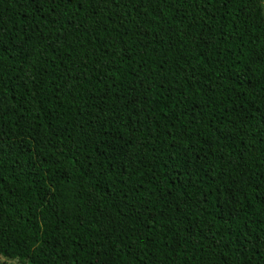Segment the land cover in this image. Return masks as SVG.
Segmentation results:
<instances>
[{
	"label": "trees",
	"instance_id": "16d2710c",
	"mask_svg": "<svg viewBox=\"0 0 264 264\" xmlns=\"http://www.w3.org/2000/svg\"><path fill=\"white\" fill-rule=\"evenodd\" d=\"M0 256L264 264L262 0H0Z\"/></svg>",
	"mask_w": 264,
	"mask_h": 264
},
{
	"label": "rangeland",
	"instance_id": "374dc122",
	"mask_svg": "<svg viewBox=\"0 0 264 264\" xmlns=\"http://www.w3.org/2000/svg\"><path fill=\"white\" fill-rule=\"evenodd\" d=\"M262 7L264 13V0H262ZM0 264H19L16 260H8L0 256Z\"/></svg>",
	"mask_w": 264,
	"mask_h": 264
}]
</instances>
